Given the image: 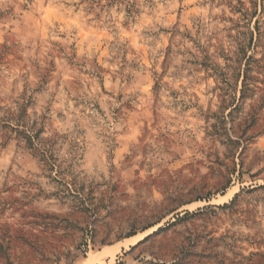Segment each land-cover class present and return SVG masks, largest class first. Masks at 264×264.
Masks as SVG:
<instances>
[{"label": "rangeland", "instance_id": "rangeland-1", "mask_svg": "<svg viewBox=\"0 0 264 264\" xmlns=\"http://www.w3.org/2000/svg\"><path fill=\"white\" fill-rule=\"evenodd\" d=\"M0 264H264V0H0Z\"/></svg>", "mask_w": 264, "mask_h": 264}, {"label": "bare ground", "instance_id": "bare-ground-1", "mask_svg": "<svg viewBox=\"0 0 264 264\" xmlns=\"http://www.w3.org/2000/svg\"><path fill=\"white\" fill-rule=\"evenodd\" d=\"M136 240V236L135 237H132V238H129V239H126L125 240V243L127 244V242H131L132 244L134 243V241ZM118 247L116 248H113V247H107V249L102 253L103 256L106 255V256H113V253L115 252V250H117ZM102 256V255H101Z\"/></svg>", "mask_w": 264, "mask_h": 264}]
</instances>
